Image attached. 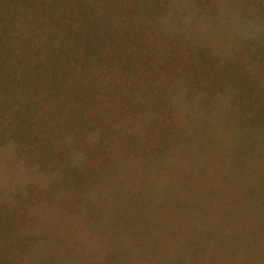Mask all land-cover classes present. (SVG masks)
I'll return each instance as SVG.
<instances>
[{
  "label": "rangeland",
  "instance_id": "rangeland-1",
  "mask_svg": "<svg viewBox=\"0 0 264 264\" xmlns=\"http://www.w3.org/2000/svg\"><path fill=\"white\" fill-rule=\"evenodd\" d=\"M263 212L264 0H0V264H264Z\"/></svg>",
  "mask_w": 264,
  "mask_h": 264
},
{
  "label": "trees",
  "instance_id": "trees-1",
  "mask_svg": "<svg viewBox=\"0 0 264 264\" xmlns=\"http://www.w3.org/2000/svg\"><path fill=\"white\" fill-rule=\"evenodd\" d=\"M248 30H249V35H253L254 33L257 34L258 28L256 29V27H253L251 24L250 27L248 28ZM223 109L228 114H230L229 118L231 119L232 125L234 123H236V120H237L239 122V123L238 122L237 123H238L239 127H241V128L247 127L250 129V128L255 127V125L253 123L248 124V120L245 122H243V121L240 122L238 120V118L241 119L242 116L238 115L235 112L231 114V109L229 108L228 105L224 104ZM231 115L234 118H232ZM242 159H243V157L241 156L240 160L242 161ZM238 163H239V161H238ZM241 166H242V164H241ZM242 211H243V209H237L236 212L231 213L230 215H228V217L235 218V220L236 219L238 220L239 217L243 216ZM260 215H261L260 217L264 219V212L261 213ZM225 229H226V226L224 225L223 227H219L215 230H209V231L213 232L212 234H214V236L212 238H215V240H208V239L203 238L204 240H200V244L196 245V248L193 247L194 245H191V246L190 245H188V246L183 245L181 247L176 248L175 252H182L183 258H190V257H188V255H191V253H194L193 252V249H194L195 251H197L196 255H198L200 260H202V261H203V258H201L200 256L207 255V256H213L214 264H226V263L228 264L229 259L226 258V253L229 251L230 246H228V244L226 245L227 241L225 239H229V238L225 237V234H224ZM231 230H236V229H233L232 225H231ZM246 231H247L246 229L236 230V233L238 234L237 237L243 238L245 244H247V242H248L247 241L248 237H246L247 236ZM240 232H242V233L240 234ZM250 238L251 239H249V242H253V244H248L244 247H237L235 250L238 251V254H240V257L252 256V259L255 257L254 261L259 260L260 258H264V245L262 244V242H264V232L261 233L260 237H255V235H253V236H250ZM202 261L199 264H203ZM241 262L245 263V261H241ZM243 263H241V264H243ZM229 264H231V263H229Z\"/></svg>",
  "mask_w": 264,
  "mask_h": 264
}]
</instances>
